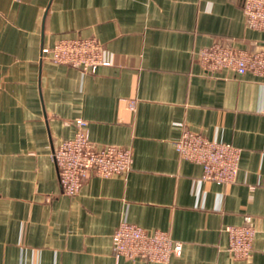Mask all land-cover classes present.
Returning <instances> with one entry per match:
<instances>
[{"label": "crops", "instance_id": "1", "mask_svg": "<svg viewBox=\"0 0 264 264\" xmlns=\"http://www.w3.org/2000/svg\"><path fill=\"white\" fill-rule=\"evenodd\" d=\"M239 2L0 0V264H159L113 257L122 220L180 242L167 264H264V77L197 60L214 42L264 46ZM74 37L96 38L112 64L87 74L41 58ZM76 119L97 147L130 149L131 167L66 196L50 153ZM186 129L241 150L234 183L180 157ZM245 217L253 249L236 259L225 229Z\"/></svg>", "mask_w": 264, "mask_h": 264}, {"label": "built area", "instance_id": "2", "mask_svg": "<svg viewBox=\"0 0 264 264\" xmlns=\"http://www.w3.org/2000/svg\"><path fill=\"white\" fill-rule=\"evenodd\" d=\"M239 5L247 27L264 32V0H240ZM41 58L87 74H94L101 66H110L113 60L96 38L81 37L57 40L51 48L41 49ZM197 60L209 73L231 71L238 76L251 73L264 77V46L249 51L229 43L214 42L197 51ZM134 103L129 102L130 109ZM74 125V136L61 141L50 153L62 194L76 196L91 176L110 178L130 170V149L116 145L97 147L88 137L86 121L76 119ZM173 145L182 159L201 167V180L223 184L235 182L241 155L239 148L189 129L184 130ZM244 220L245 224L241 226L225 229L227 251L236 259H247L253 249L255 230L250 217ZM111 251L116 260L124 257L167 264L172 256L180 254L181 243L174 241L166 231L148 233L138 225L122 220L112 235Z\"/></svg>", "mask_w": 264, "mask_h": 264}]
</instances>
